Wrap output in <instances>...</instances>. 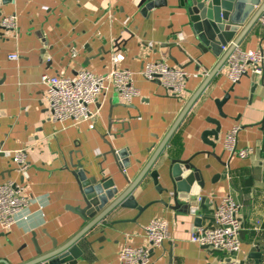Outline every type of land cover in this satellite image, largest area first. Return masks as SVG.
<instances>
[{
  "label": "crops",
  "instance_id": "1",
  "mask_svg": "<svg viewBox=\"0 0 264 264\" xmlns=\"http://www.w3.org/2000/svg\"><path fill=\"white\" fill-rule=\"evenodd\" d=\"M11 1L0 8V186L12 183L21 188L29 205L10 230L0 226V264H25L38 257L37 249L47 254L54 243L65 245L87 226L72 212L85 207L75 173L110 179L125 191L223 56L196 49L187 18L172 6L143 13L135 0ZM14 15L17 33L1 28V20ZM239 47L264 49L259 20ZM117 52L125 57L119 67L133 73L139 97L129 104L109 90L90 107L98 112L94 121L51 120L41 77H73L83 71L102 76L111 70V57ZM13 54L19 59L11 60ZM149 62H163L191 75L181 97L142 77ZM226 65L203 89L151 169L160 173V184L167 187L171 161L193 159L206 182L201 197L207 202L201 204L198 198L191 210H173V202L155 191L148 175L134 196L142 207L152 204L149 209L141 216L122 208L108 215L107 225L100 222L79 241L83 254L78 264H120L125 246L148 247L144 228L155 221L167 223L170 238L152 251V264H220L224 254L192 243L190 234L212 226L214 209L227 196L241 205L240 263L264 264V75H248L233 85ZM227 95L230 100L219 108L217 102ZM234 129H239L237 150L253 151L247 159L225 148ZM111 148L123 153L119 162L127 166L129 183ZM20 150L26 151L29 162L23 174L13 161Z\"/></svg>",
  "mask_w": 264,
  "mask_h": 264
},
{
  "label": "built area",
  "instance_id": "2",
  "mask_svg": "<svg viewBox=\"0 0 264 264\" xmlns=\"http://www.w3.org/2000/svg\"><path fill=\"white\" fill-rule=\"evenodd\" d=\"M259 26L264 30V12L259 19ZM1 27L17 33V17L9 16L1 20ZM73 56L75 53L73 52ZM11 60H18L16 54L10 55ZM125 57L114 53L111 57L109 73L96 76L90 72H80L73 77L64 73L57 76L43 75L41 84L46 87V98L50 107V119L55 122L73 121L75 123L94 121L98 112H92L90 107L97 98L114 90L126 103L139 97V90L134 85L133 73L119 66ZM228 79L233 85L238 84L243 77L250 75L261 79L264 75V49L243 50L236 47L227 61ZM142 77L148 82L158 81L161 86L175 98L182 96L191 75L183 69L172 68L163 62L145 64ZM93 128V127H92ZM239 129H234L227 135L226 150L240 159L251 156L252 150H237L236 136ZM13 161L19 174L29 169L25 150L13 154ZM22 189L9 183L0 186V226L10 230L20 221V216L28 207L29 200L21 195ZM201 202V199H198ZM198 209L193 210L196 213ZM241 205L231 196L225 197L216 206L211 227H201L190 234V241L201 247L224 254L220 264H241L238 255L241 251ZM147 248L125 246L120 253V264H152L151 253L163 246L170 238L166 222L155 221L144 228Z\"/></svg>",
  "mask_w": 264,
  "mask_h": 264
},
{
  "label": "water",
  "instance_id": "3",
  "mask_svg": "<svg viewBox=\"0 0 264 264\" xmlns=\"http://www.w3.org/2000/svg\"><path fill=\"white\" fill-rule=\"evenodd\" d=\"M262 1L263 0H135L136 5L142 9L143 13L152 11L156 8L169 6L183 11L184 16L188 20V27L191 28L194 39L197 42L196 49L204 53L211 52L216 57H223L200 91H198L189 102L183 114L163 141L162 145L158 148L150 163L143 170L138 179L133 184H130L125 191H120L110 179L98 181L95 177L88 178L84 172L78 171L75 173V177L80 185L85 207L73 209L72 212L78 214L81 219L86 221L87 226L65 245L59 247L54 243L53 250L47 254L37 249L38 257L25 264H78V259L83 254L78 246L79 241L100 222L107 225L108 222L104 219L108 215L122 208L136 210L139 216H141L149 209L152 204L142 207L134 196L135 191L148 175L153 181L155 191L159 195H168V202H173L174 204L172 207L173 210H178L182 206L191 210L194 199L197 200L198 198H201V204L207 202L205 198L201 197V192L206 188V182L202 171L193 164V159H173L171 161L167 175V181L169 183L167 187H163L160 184V173L157 170L151 169L158 161L171 136L203 89L228 61L234 49L239 47L255 28L264 12V1ZM11 2V0H0V8ZM257 8L258 11L243 29L242 33L239 37L235 38ZM225 50H227L226 53H224ZM156 82L159 83L158 81ZM256 86L257 85L254 84V88H256ZM229 100L230 96L227 95L221 102H217L218 107L220 108L225 105ZM216 125V132H218L219 124L216 122ZM110 151L117 160L119 171L129 183L128 178L124 174V170L127 166L119 162L122 160L123 153H116L113 148H111ZM160 203L167 205L165 201H160ZM196 221L199 222L200 219Z\"/></svg>",
  "mask_w": 264,
  "mask_h": 264
}]
</instances>
